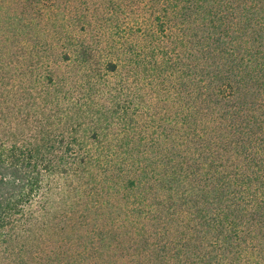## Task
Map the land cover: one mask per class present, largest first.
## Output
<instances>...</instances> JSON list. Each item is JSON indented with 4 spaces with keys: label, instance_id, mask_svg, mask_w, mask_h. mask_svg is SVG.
<instances>
[{
    "label": "trees",
    "instance_id": "16d2710c",
    "mask_svg": "<svg viewBox=\"0 0 264 264\" xmlns=\"http://www.w3.org/2000/svg\"><path fill=\"white\" fill-rule=\"evenodd\" d=\"M0 264H264V0H0Z\"/></svg>",
    "mask_w": 264,
    "mask_h": 264
}]
</instances>
